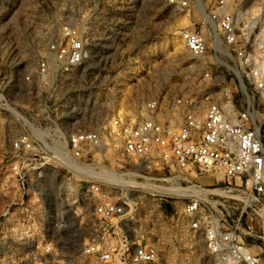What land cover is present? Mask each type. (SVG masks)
<instances>
[{
    "label": "rangeland",
    "instance_id": "374dc122",
    "mask_svg": "<svg viewBox=\"0 0 264 264\" xmlns=\"http://www.w3.org/2000/svg\"><path fill=\"white\" fill-rule=\"evenodd\" d=\"M214 1L192 0L193 8L182 10L166 0H0V57L8 61L11 56V62L21 58L24 72L30 51L41 49L37 41L43 45L63 23L76 24L92 41L78 73L81 106L99 115L124 107L126 114L138 116L153 97L213 87L204 77L205 61L192 58L177 33L192 27L206 34L197 2L209 14ZM232 8L242 28L264 36V0H239ZM238 68L243 73L239 62ZM242 78L241 84L233 83L223 72L219 81L220 86H231L239 109L245 107L242 84L250 92ZM253 101L264 141V106L257 98ZM10 140L11 129L8 135L0 130V264H104L86 254V246L108 244L117 252L125 241L155 247L158 257L152 264H221L209 252L204 230L189 227L183 207L199 196L217 206L216 197L197 190L214 188L213 178L223 184V174L150 168L123 156L118 142L112 141L109 170L113 178L126 182L112 178L103 188L127 206L123 215L103 223L86 191L90 184L75 176L68 184L61 174L49 171L43 182L29 180V188L21 190L11 172ZM222 201L217 217L236 226L240 238L264 258L262 211L258 206L252 210L247 196ZM56 213L63 217V226L48 228L47 220Z\"/></svg>",
    "mask_w": 264,
    "mask_h": 264
},
{
    "label": "built area",
    "instance_id": "2783aa9c",
    "mask_svg": "<svg viewBox=\"0 0 264 264\" xmlns=\"http://www.w3.org/2000/svg\"><path fill=\"white\" fill-rule=\"evenodd\" d=\"M237 1H214L202 21L208 35L192 27L178 31L191 57L205 61L204 77L213 87L153 97L138 116L126 114L124 107L99 115L81 106L78 73L92 41L76 24H61L43 45L39 40L41 49L32 52L24 72H20L21 58L11 62V56L8 61L0 57V130L8 135L11 129V172L19 188H29V180L43 182L49 171L61 174L68 184L75 176L90 184L86 191L94 201V214L108 223L123 215L127 206L103 188L112 179L108 155L112 141H117L123 156L150 168L223 174V184L212 179L219 190L209 193L218 199L216 205L223 207L225 198L247 196L248 206L254 211L253 206H258L264 220V141L253 101L257 98L264 106V36L240 26V15L232 8ZM166 3L182 10L193 8L192 0ZM223 72L231 75L233 83L241 84L246 77L250 92L242 84L244 108L237 107L229 84L219 85ZM217 206L199 196L183 207L189 227L204 230L209 252L221 264H264V258L237 234L236 226L221 222ZM51 217L48 228L63 226L61 215ZM122 245L116 252L108 244H89L85 253L104 264L157 260L153 246L130 241Z\"/></svg>",
    "mask_w": 264,
    "mask_h": 264
},
{
    "label": "bare ground",
    "instance_id": "6f19581e",
    "mask_svg": "<svg viewBox=\"0 0 264 264\" xmlns=\"http://www.w3.org/2000/svg\"><path fill=\"white\" fill-rule=\"evenodd\" d=\"M197 5H198V7L200 8V10H201V13H202V15H203V17H205V18H208V13L205 11V9H204V11H203V8H202V6L200 5V2H197ZM200 5V6H199ZM178 34V33H177ZM203 34L206 36V35H208V32L205 34L204 33V30H203ZM39 41H37V43H38ZM29 49V47L27 48L26 46L24 47V50H28ZM187 51V50H186ZM30 52H33V51H30ZM188 52V51H187ZM189 54V53H188ZM190 55V54H189ZM191 56V55H190ZM113 178V177H112ZM113 180H121V181H119V182H126V180H122V179H120L119 177H115V178H113ZM112 182V181H111ZM216 191H219L217 188H213V187H209V188H198V190H197V192H203L205 195H207V194H209V193H215ZM205 237V236H204ZM206 244V243H205Z\"/></svg>",
    "mask_w": 264,
    "mask_h": 264
}]
</instances>
